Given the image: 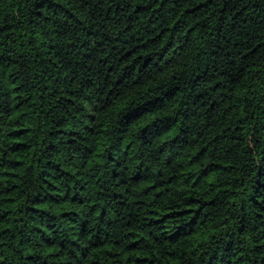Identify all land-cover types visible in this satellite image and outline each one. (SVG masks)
Masks as SVG:
<instances>
[{
	"label": "trees",
	"instance_id": "16d2710c",
	"mask_svg": "<svg viewBox=\"0 0 264 264\" xmlns=\"http://www.w3.org/2000/svg\"><path fill=\"white\" fill-rule=\"evenodd\" d=\"M0 264H264V0H0Z\"/></svg>",
	"mask_w": 264,
	"mask_h": 264
}]
</instances>
